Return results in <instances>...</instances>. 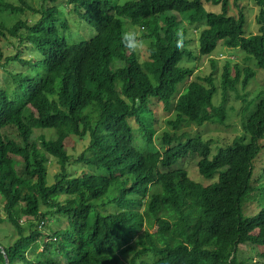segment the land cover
I'll use <instances>...</instances> for the list:
<instances>
[{
  "label": "trees",
  "instance_id": "trees-1",
  "mask_svg": "<svg viewBox=\"0 0 264 264\" xmlns=\"http://www.w3.org/2000/svg\"><path fill=\"white\" fill-rule=\"evenodd\" d=\"M204 1L223 4L209 12ZM251 1L258 34L247 37L246 16L228 0H0V40L13 50L0 49V223L16 235L2 245L9 264H243L241 245L262 248L264 259V206L243 215L247 202L264 204V89L248 100L255 71L227 61L215 106L214 73L193 79L181 65L195 56L192 40L185 27L178 49L175 35L187 23L199 30L200 57L222 42L264 70V0ZM122 19L147 29L145 60L123 47ZM83 25L94 35L81 36ZM228 97L244 104L243 135L231 145L214 154L210 141L180 133L223 123ZM156 102L174 114L160 149ZM35 130L46 133L33 138ZM72 135L89 139L75 159L65 145ZM50 156L60 167L53 184ZM189 156L213 183L175 168Z\"/></svg>",
  "mask_w": 264,
  "mask_h": 264
},
{
  "label": "rangeland",
  "instance_id": "rangeland-1",
  "mask_svg": "<svg viewBox=\"0 0 264 264\" xmlns=\"http://www.w3.org/2000/svg\"><path fill=\"white\" fill-rule=\"evenodd\" d=\"M224 1V0H223ZM234 0H228L230 6L231 13H237V11L242 10V13L247 18L246 25V36L249 37L251 35L258 34L257 25H256V16L258 13V9L256 5L251 0H238L236 2V6L239 7V10L233 6ZM205 9L209 12H219L222 6V2L218 4H213L211 1H204ZM39 5L35 4L34 7L39 9ZM12 24L9 22L8 25ZM186 25L187 35H189L190 40H192L189 48L195 50V56L193 59H185L181 63L184 67L193 70V79L196 76H208L211 73H214L215 76V84L217 86V94L214 97L213 103L215 106H221L223 103V92L221 90V73L222 67H224L227 61L231 62L232 66L235 64H239L241 67L247 68L251 67L255 71L254 78L249 82V85L242 92L243 95H246L248 100L253 99L257 94H260L264 89V70H260L254 66L253 62H247L245 57L246 54L242 53L240 50H230L223 46V43H218L216 50L209 56H201L198 54V50H196L197 43L196 38L199 34V30H195L193 26ZM92 29V28H91ZM92 32L88 29L86 25L80 27V35L84 37H88L90 34L94 35V31ZM3 48L5 54L12 52V48L6 45V41L0 40V49ZM140 61H143L147 58V50L143 53L142 56H138ZM212 60H215V66H212ZM2 71L0 70V75ZM234 71L232 70V76H234ZM1 79V78H0ZM190 80V78H189ZM241 86V85H240ZM255 100V99H254ZM156 104V105H155ZM244 104L236 103L228 97L226 108L228 110V116L226 120L222 122L216 123H205L202 126H197L196 124H192L189 127L184 125L182 129H178L180 133H187V137L196 138L202 137L206 141H210L212 144L213 153L216 154L220 151L221 148H226L228 145L240 136L243 135L242 130V107ZM234 106L235 109L232 111L230 107ZM151 112H153L154 125L157 128V134L155 135L154 142L158 149L161 148L162 145V137L161 133L167 131L169 133H173L172 127L168 124L170 120L174 118L173 113H168L164 110V107L156 102L150 104ZM252 109V107H251ZM133 126L138 127L136 123H133ZM44 130H35L33 138L38 137L39 135L45 134ZM49 135V134H48ZM138 145H142L140 142V137L137 135ZM65 145L67 147L68 153L72 156L73 159L81 156V154L87 149L89 145V139H79L78 137L71 136L65 141ZM199 158L197 156H189L183 160L179 165L175 168L182 167L185 168L189 172V176L191 180L195 182H200L204 185H208L213 183V181H209L204 179L198 172V163ZM48 182L49 184L55 183V175L59 172V164L57 159L54 157H49L48 163ZM79 164H73L69 167V170L73 173L79 172ZM260 168V163L256 166V173ZM81 170V169H80ZM82 171V170H81ZM252 197H256L253 195ZM264 206L255 200H251L247 202L245 206H243V215L245 217H252L260 211V209ZM12 238H16L15 233H12V228L7 223H0V245H5L11 241ZM3 247V246H2ZM240 250V261H245L243 264H264V259L259 255L263 249L260 247L252 249L251 246H239Z\"/></svg>",
  "mask_w": 264,
  "mask_h": 264
},
{
  "label": "clouds",
  "instance_id": "clouds-1",
  "mask_svg": "<svg viewBox=\"0 0 264 264\" xmlns=\"http://www.w3.org/2000/svg\"><path fill=\"white\" fill-rule=\"evenodd\" d=\"M122 24L123 29L120 35V41L123 47L129 53L142 56L151 44V41L147 38V29L143 25L131 20L122 19ZM185 27V25H182L175 32L177 37L176 46L178 49L183 48L184 40L186 39L184 34Z\"/></svg>",
  "mask_w": 264,
  "mask_h": 264
},
{
  "label": "bare ground",
  "instance_id": "bare-ground-1",
  "mask_svg": "<svg viewBox=\"0 0 264 264\" xmlns=\"http://www.w3.org/2000/svg\"><path fill=\"white\" fill-rule=\"evenodd\" d=\"M0 250H1V252L3 253L4 258H5L6 253H5L4 248H3L1 245H0ZM6 256H7V255H6ZM5 264H9V262H8V257H7V259L5 258Z\"/></svg>",
  "mask_w": 264,
  "mask_h": 264
},
{
  "label": "water",
  "instance_id": "water-1",
  "mask_svg": "<svg viewBox=\"0 0 264 264\" xmlns=\"http://www.w3.org/2000/svg\"><path fill=\"white\" fill-rule=\"evenodd\" d=\"M5 258L7 259V256L5 255Z\"/></svg>",
  "mask_w": 264,
  "mask_h": 264
}]
</instances>
